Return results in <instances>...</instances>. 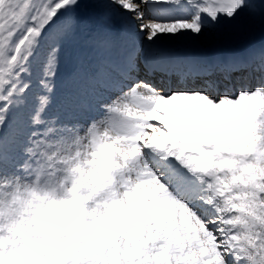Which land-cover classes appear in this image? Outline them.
I'll return each instance as SVG.
<instances>
[{
  "label": "snow or ice",
  "instance_id": "6c2138e0",
  "mask_svg": "<svg viewBox=\"0 0 264 264\" xmlns=\"http://www.w3.org/2000/svg\"><path fill=\"white\" fill-rule=\"evenodd\" d=\"M256 25L264 0H0V264H264V47L166 43Z\"/></svg>",
  "mask_w": 264,
  "mask_h": 264
},
{
  "label": "rangeland",
  "instance_id": "374dc122",
  "mask_svg": "<svg viewBox=\"0 0 264 264\" xmlns=\"http://www.w3.org/2000/svg\"><path fill=\"white\" fill-rule=\"evenodd\" d=\"M228 37V36H227ZM264 37V27H261L259 25H256L255 27L252 28H246L242 31H234L232 36L230 38H227L225 40L218 39V40H213V43L211 42H206L205 40H202L200 43L203 44V46L206 48L209 45H221V47L224 46H234L235 43H250L251 41L257 39V38H263ZM182 49H187V48H192L194 46L198 47L199 44H193L192 41H187V40H182L177 42ZM218 43V44H217ZM238 46H236L237 48ZM199 49V48H196ZM235 49V48H234Z\"/></svg>",
  "mask_w": 264,
  "mask_h": 264
},
{
  "label": "bare ground",
  "instance_id": "6f19581e",
  "mask_svg": "<svg viewBox=\"0 0 264 264\" xmlns=\"http://www.w3.org/2000/svg\"><path fill=\"white\" fill-rule=\"evenodd\" d=\"M233 30H229V29H225L224 30V33H223V35L220 37V39H222V40H225V39H227V38H230V36H232V34H233ZM228 36V37H227ZM201 42V41H200ZM199 42V43H200ZM206 42H208L209 43V41H206ZM211 43H213V41H211ZM194 44V43H193ZM218 44V43H217ZM199 46H203V44L202 43H200L199 44ZM198 46V47H199ZM196 49V48H195ZM198 52V51H197ZM202 55L204 54V52H202L201 53ZM196 55H200L199 53H196Z\"/></svg>",
  "mask_w": 264,
  "mask_h": 264
}]
</instances>
